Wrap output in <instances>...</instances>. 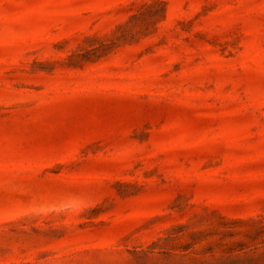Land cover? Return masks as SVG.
Wrapping results in <instances>:
<instances>
[{
  "label": "rangeland",
  "instance_id": "rangeland-1",
  "mask_svg": "<svg viewBox=\"0 0 264 264\" xmlns=\"http://www.w3.org/2000/svg\"><path fill=\"white\" fill-rule=\"evenodd\" d=\"M0 264H264V0H0Z\"/></svg>",
  "mask_w": 264,
  "mask_h": 264
}]
</instances>
